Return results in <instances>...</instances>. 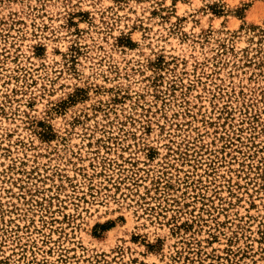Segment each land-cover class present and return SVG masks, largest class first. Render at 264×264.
Masks as SVG:
<instances>
[{
    "label": "rangeland",
    "instance_id": "1",
    "mask_svg": "<svg viewBox=\"0 0 264 264\" xmlns=\"http://www.w3.org/2000/svg\"><path fill=\"white\" fill-rule=\"evenodd\" d=\"M264 0H0V264H264Z\"/></svg>",
    "mask_w": 264,
    "mask_h": 264
},
{
    "label": "trees",
    "instance_id": "2",
    "mask_svg": "<svg viewBox=\"0 0 264 264\" xmlns=\"http://www.w3.org/2000/svg\"><path fill=\"white\" fill-rule=\"evenodd\" d=\"M261 31H262V34H264V29H261Z\"/></svg>",
    "mask_w": 264,
    "mask_h": 264
}]
</instances>
